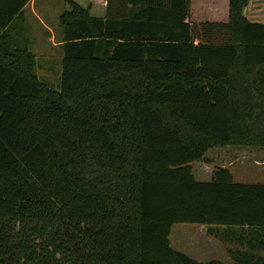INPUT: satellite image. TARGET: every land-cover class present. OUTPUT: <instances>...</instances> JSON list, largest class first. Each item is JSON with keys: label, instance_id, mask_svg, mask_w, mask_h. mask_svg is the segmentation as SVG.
I'll list each match as a JSON object with an SVG mask.
<instances>
[{"label": "trees", "instance_id": "1", "mask_svg": "<svg viewBox=\"0 0 264 264\" xmlns=\"http://www.w3.org/2000/svg\"><path fill=\"white\" fill-rule=\"evenodd\" d=\"M27 1L0 0V264H224L172 249L174 224L264 264V183L190 170L264 146V23L245 0L226 24L189 21V0H104L103 17L63 0L57 91L34 73Z\"/></svg>", "mask_w": 264, "mask_h": 264}, {"label": "rangeland", "instance_id": "2", "mask_svg": "<svg viewBox=\"0 0 264 264\" xmlns=\"http://www.w3.org/2000/svg\"><path fill=\"white\" fill-rule=\"evenodd\" d=\"M71 1L86 7L87 0ZM66 9L68 6L63 0H31L22 9V35L34 58V73L54 91L58 90L62 47L52 46L47 39L50 35L55 42L62 36L57 16ZM89 13L95 15L93 11ZM217 167L226 168L233 181L264 183V146L214 147L190 164L194 179L199 181L209 180L208 175ZM168 240L173 249L188 257L202 260L213 257L225 264L231 263L227 251L239 247L237 241L206 233L205 227L198 224H174Z\"/></svg>", "mask_w": 264, "mask_h": 264}, {"label": "crops", "instance_id": "3", "mask_svg": "<svg viewBox=\"0 0 264 264\" xmlns=\"http://www.w3.org/2000/svg\"><path fill=\"white\" fill-rule=\"evenodd\" d=\"M28 1L30 2L31 0H28ZM228 3H229L228 0H189L188 19L191 22L226 24L229 21V4ZM242 5H244L243 7L245 8L243 16L247 21L254 22V23H264V0H249V1L245 0V1H242ZM83 8H87L88 13L90 11H93L95 13V15H91L89 13V15L91 16L103 17L105 13V1L104 0H96V1L87 0L86 7H83ZM58 16H57V20H58ZM262 30H264L262 27H258L254 31H250L249 35L252 34L255 37H264V31ZM237 35H238V32H236L235 30L232 36L236 37ZM47 40L50 42L52 46L61 45V37L57 41L54 42L53 37L49 35ZM208 176L211 177V174H209ZM200 226H203V225H200ZM190 258L194 259L197 262H207L210 260L220 261L219 259L213 258V257H211L210 259H205V260H202L199 258L196 259L191 256Z\"/></svg>", "mask_w": 264, "mask_h": 264}]
</instances>
